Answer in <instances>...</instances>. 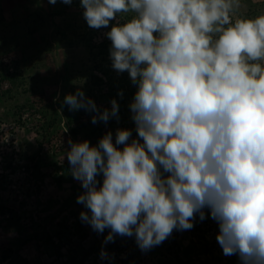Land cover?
Wrapping results in <instances>:
<instances>
[{"label": "clouds", "instance_id": "obj_1", "mask_svg": "<svg viewBox=\"0 0 264 264\" xmlns=\"http://www.w3.org/2000/svg\"><path fill=\"white\" fill-rule=\"evenodd\" d=\"M80 6L90 28L116 21L105 35L112 68L136 86L129 108L137 133L118 128L114 141L109 131L95 146L69 139L70 172L84 189L77 203L89 210L81 220L108 229L105 244L134 236L146 251L192 229L207 209L224 255L264 264V13L238 16L240 0ZM64 103L97 113L94 124L118 119L115 99L100 112L78 89Z\"/></svg>", "mask_w": 264, "mask_h": 264}, {"label": "rangeland", "instance_id": "obj_2", "mask_svg": "<svg viewBox=\"0 0 264 264\" xmlns=\"http://www.w3.org/2000/svg\"><path fill=\"white\" fill-rule=\"evenodd\" d=\"M79 1L56 7L48 25L39 19L30 26L0 25V210L8 215L0 216V257H9L0 264H241L237 255H224L216 240L219 226L207 209L204 220L197 214L193 229L174 230L146 251L134 236L105 244L109 230L97 233L81 220L80 213L89 210L77 203L84 189L71 175L67 152L69 139L79 143L86 135L72 137L58 124L42 130L49 126L50 106L63 95L78 89L86 97L98 95L94 63L105 55L110 59L105 34L116 21L90 28ZM240 3L238 16L264 13V0ZM111 101L95 104L103 112L111 110ZM24 105L28 108L21 112ZM110 119L116 126L121 121L119 114ZM97 179L102 182V175Z\"/></svg>", "mask_w": 264, "mask_h": 264}, {"label": "trees", "instance_id": "obj_3", "mask_svg": "<svg viewBox=\"0 0 264 264\" xmlns=\"http://www.w3.org/2000/svg\"><path fill=\"white\" fill-rule=\"evenodd\" d=\"M78 4L80 5V1ZM92 72H94V74L96 73V75L92 76L93 85L100 90L97 96L91 94L88 98L92 99L95 103L104 98L109 100L115 99L119 105L118 114L121 117L120 123H117L116 126L115 122L110 119L107 123L98 120L97 123L94 124L92 123V112L85 111L84 109L70 110L69 106L64 103L65 95H63L60 102L50 106L52 109V115L49 119L50 121L48 122L49 126L47 128H42V130L49 131L57 124L58 126L62 125L67 134L72 137L76 138L81 133H85L87 140L92 142L94 145H97L100 138H102L107 132L111 131L115 134L118 128H130L132 130V136L136 137L137 133L135 131V124L131 119V111L129 108V104L133 100L136 92V86L132 84L128 72L125 71L123 73H117L112 68V62L110 59L108 60L106 55L100 61H96L94 63V69ZM105 80L110 83V86L107 85L108 82L105 84ZM105 86H108V88L104 89ZM26 108H28V105L18 107L21 112L26 110ZM21 118L22 117L19 119V124H22ZM124 118H129V121H123ZM0 216L8 215L4 210H0ZM8 260V256L4 255L0 257L1 262H7Z\"/></svg>", "mask_w": 264, "mask_h": 264}, {"label": "crops", "instance_id": "obj_4", "mask_svg": "<svg viewBox=\"0 0 264 264\" xmlns=\"http://www.w3.org/2000/svg\"><path fill=\"white\" fill-rule=\"evenodd\" d=\"M63 4L61 0H57L55 4L49 3V0H0V25L30 26L33 22L37 24V19L41 20L42 25H48L50 21L48 22L46 18L49 16L48 18L53 20L54 9L63 8ZM60 12L59 15L63 10Z\"/></svg>", "mask_w": 264, "mask_h": 264}]
</instances>
